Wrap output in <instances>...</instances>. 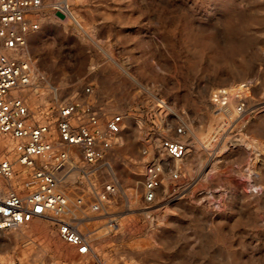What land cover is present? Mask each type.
I'll list each match as a JSON object with an SVG mask.
<instances>
[{
    "label": "rangeland",
    "instance_id": "obj_1",
    "mask_svg": "<svg viewBox=\"0 0 264 264\" xmlns=\"http://www.w3.org/2000/svg\"><path fill=\"white\" fill-rule=\"evenodd\" d=\"M69 2L85 31L47 6L25 56L69 94L92 83L101 101L126 116L112 162L128 197L92 222L107 264H264V0ZM228 17L247 26L239 37L250 54L246 70L226 68L211 53L196 62L188 52L196 30ZM243 82L252 85L244 116L230 114L234 98L230 115L214 105L215 89ZM36 93L22 92L32 101ZM162 99L182 114L191 149L182 162L184 191L160 195L152 224L140 214L141 152L148 134L158 136ZM0 264L89 263L36 220L0 231Z\"/></svg>",
    "mask_w": 264,
    "mask_h": 264
},
{
    "label": "built area",
    "instance_id": "obj_2",
    "mask_svg": "<svg viewBox=\"0 0 264 264\" xmlns=\"http://www.w3.org/2000/svg\"><path fill=\"white\" fill-rule=\"evenodd\" d=\"M47 6L82 27L69 0H0V231L43 220L83 261L107 264L95 245L92 222L111 216L112 204L128 197L112 162L128 124L124 113L96 96L92 83L69 94L68 85L56 84L42 72L34 78L25 54L30 37L42 27L36 16ZM25 87H36L40 101L32 104L15 95ZM251 88L250 82L217 88L212 101L227 115L244 116ZM233 98L237 103L230 113L234 108L227 102ZM155 111L162 119L158 136L148 134L141 152L145 207L140 214L152 224L160 195L184 191L182 162L191 149L182 114L164 99Z\"/></svg>",
    "mask_w": 264,
    "mask_h": 264
},
{
    "label": "clouds",
    "instance_id": "obj_3",
    "mask_svg": "<svg viewBox=\"0 0 264 264\" xmlns=\"http://www.w3.org/2000/svg\"><path fill=\"white\" fill-rule=\"evenodd\" d=\"M247 33L244 23L228 17L217 21L213 27L196 30L188 40V52L196 62L211 53L226 68L246 70L249 63L245 57L250 54L239 42V37Z\"/></svg>",
    "mask_w": 264,
    "mask_h": 264
},
{
    "label": "bare ground",
    "instance_id": "obj_4",
    "mask_svg": "<svg viewBox=\"0 0 264 264\" xmlns=\"http://www.w3.org/2000/svg\"><path fill=\"white\" fill-rule=\"evenodd\" d=\"M81 25H82V24H81ZM81 29L85 31V28H84L83 25H82ZM33 68H34V67H33ZM36 73H37V72H36V70H35V68H34V78H35V76H36ZM27 89L36 90V87H25V88L17 89V90H15L14 93H15V95H23L22 92L25 91V90H27ZM36 91H37V90H36ZM42 91H43V90H40L41 93H39V94H42ZM24 96H25V95H24ZM35 96H36V98H37V100H38V96H39V95H38V91H37V93H36ZM27 98H28V100H29L32 104L37 103V100L32 101L31 97H27ZM36 98H35V99H36ZM126 130H127V127H126L125 131H126ZM125 131H124V132H125ZM124 132H123V133H124ZM123 133H122V135H123ZM121 138H122V136L120 137V139H121ZM35 221H36V220H35ZM33 222H34V221H33ZM24 226H25V225H24ZM114 226H115V225H114ZM107 229H108V228H107ZM108 230H109V229H108ZM98 232H99V231H98ZM98 232H97V233H98ZM95 234H96V232H95ZM95 234H94V235H95Z\"/></svg>",
    "mask_w": 264,
    "mask_h": 264
}]
</instances>
